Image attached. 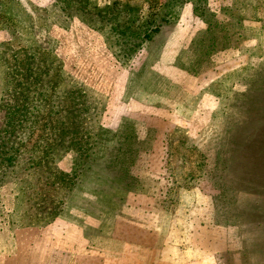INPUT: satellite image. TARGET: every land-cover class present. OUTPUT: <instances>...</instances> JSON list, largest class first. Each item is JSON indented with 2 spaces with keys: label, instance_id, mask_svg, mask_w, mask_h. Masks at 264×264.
I'll return each mask as SVG.
<instances>
[{
  "label": "rangeland",
  "instance_id": "obj_1",
  "mask_svg": "<svg viewBox=\"0 0 264 264\" xmlns=\"http://www.w3.org/2000/svg\"><path fill=\"white\" fill-rule=\"evenodd\" d=\"M6 105L0 264H264V0H0Z\"/></svg>",
  "mask_w": 264,
  "mask_h": 264
},
{
  "label": "trees",
  "instance_id": "obj_2",
  "mask_svg": "<svg viewBox=\"0 0 264 264\" xmlns=\"http://www.w3.org/2000/svg\"><path fill=\"white\" fill-rule=\"evenodd\" d=\"M132 38H140V36L138 37V36H131ZM144 38L145 39H148V38H150V35H148V34H145V36H144ZM143 38V39H144ZM131 48H134V46L133 47H131ZM130 50V52H132V51H134V49H129ZM22 88V90H25V88H24V86H22L21 87ZM26 98H27V95L26 94H22L21 95V98H20V100H21V102H22V104H23V107H24V103H25V100H26ZM3 110L5 111V126H4V133H5V136H3L1 139H2V141H1V143H0V146L2 147V149L3 150H0V156H1V154H3V155H5V149H7V147L9 146V143H10V138H11V135H10V132L9 131H7V129H10V127H11V124H12V122L14 121V117L21 111V113H23V109H20V110H18V111H16V109H15V107H9V105H6L4 108H3ZM6 130V131H5ZM0 159H1V157H0Z\"/></svg>",
  "mask_w": 264,
  "mask_h": 264
},
{
  "label": "crops",
  "instance_id": "obj_3",
  "mask_svg": "<svg viewBox=\"0 0 264 264\" xmlns=\"http://www.w3.org/2000/svg\"><path fill=\"white\" fill-rule=\"evenodd\" d=\"M10 261H9V264H20V263H22V260H19V259H9ZM38 262V261H37ZM37 262H32V263H29V264H42V262H39V263H37Z\"/></svg>",
  "mask_w": 264,
  "mask_h": 264
}]
</instances>
